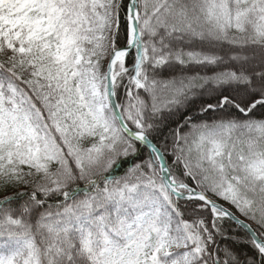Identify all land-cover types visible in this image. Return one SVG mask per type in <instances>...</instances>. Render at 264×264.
<instances>
[{"label":"trees","instance_id":"16d2710c","mask_svg":"<svg viewBox=\"0 0 264 264\" xmlns=\"http://www.w3.org/2000/svg\"><path fill=\"white\" fill-rule=\"evenodd\" d=\"M34 6V37L15 48L0 39V264H116L159 214L188 237L190 264H264L239 226L170 194L151 151L84 95L96 62L106 67L82 54L110 32L113 12V48L129 44V0ZM138 6L142 54H129L115 84L125 121L163 152L177 183L264 241V0ZM8 11L0 0V18Z\"/></svg>","mask_w":264,"mask_h":264},{"label":"rangeland","instance_id":"374dc122","mask_svg":"<svg viewBox=\"0 0 264 264\" xmlns=\"http://www.w3.org/2000/svg\"><path fill=\"white\" fill-rule=\"evenodd\" d=\"M1 0L4 6L9 5L7 14L0 18V39H5L8 44L15 48L14 43H20L21 38L26 36L32 38L35 36L36 30L40 23L36 8L34 6L35 0ZM130 17V16H129ZM111 30L108 34L98 36L95 40V48L90 51H85L82 54L81 61L83 63L89 61L91 58L99 57L100 62L106 67L112 53H113V39L115 33V13H112ZM140 54L141 47H137ZM23 52V48H20ZM124 61L117 67V74L124 72ZM98 62L95 68L90 71L86 81L81 84L84 95L89 98V101H98V110L102 120L112 116L109 108L106 89V68H99ZM28 107V103H27ZM25 130L30 137L38 135V128L36 122L30 121L26 118ZM44 141L45 138H42ZM146 216H141L136 220V223L141 224ZM161 218V220H160ZM161 214L155 216V225H151L144 232L140 233L135 242L128 247L125 254L122 255L120 261L116 264H190L192 261V251L190 250L188 237L179 232L178 228H174L171 222H165ZM158 225L159 233L157 240L152 238V231ZM156 241H161V243ZM159 243V244H158ZM24 244L19 245L22 248ZM117 257V256H115ZM24 264H36L32 260L24 261Z\"/></svg>","mask_w":264,"mask_h":264},{"label":"water","instance_id":"95a60500","mask_svg":"<svg viewBox=\"0 0 264 264\" xmlns=\"http://www.w3.org/2000/svg\"><path fill=\"white\" fill-rule=\"evenodd\" d=\"M137 3L138 0H130L129 9L131 14V23H132V34L133 41L132 43L125 48L114 50L107 67L106 80H107V91L108 98L110 102V106L113 110L114 116L119 123L122 130L133 140L141 143L143 146L147 147L158 159L161 169V179L163 181L164 186L172 195L182 199L189 201H199L200 203L206 205L214 212L221 215L234 224L243 229L253 240V242L262 250L264 253V241L258 236L255 230L251 227V225L237 215H235L232 211L226 208L223 204L214 201L209 198L204 193L183 184L175 183L172 179V175L169 171V167L167 161L165 159L164 154L161 150L155 145V143L142 131L133 130L128 127L126 124L123 115L121 113V109L117 103L115 91H114V83H115V67L119 62V59L124 55H128L138 44L140 34H139V22H138V11H137Z\"/></svg>","mask_w":264,"mask_h":264},{"label":"bare ground","instance_id":"6f19581e","mask_svg":"<svg viewBox=\"0 0 264 264\" xmlns=\"http://www.w3.org/2000/svg\"><path fill=\"white\" fill-rule=\"evenodd\" d=\"M122 62V58L119 60V63H121Z\"/></svg>","mask_w":264,"mask_h":264}]
</instances>
